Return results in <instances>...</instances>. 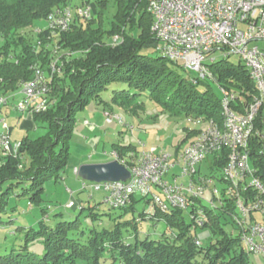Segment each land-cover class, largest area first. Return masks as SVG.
Returning <instances> with one entry per match:
<instances>
[{
	"label": "trees",
	"instance_id": "16d2710c",
	"mask_svg": "<svg viewBox=\"0 0 264 264\" xmlns=\"http://www.w3.org/2000/svg\"><path fill=\"white\" fill-rule=\"evenodd\" d=\"M72 1H0V78L4 80L0 90L6 94L17 92L20 83L34 77L35 66L49 69L54 44L64 50L62 71L51 84L50 106L33 113L36 122L47 125V132L35 139L24 137L16 155L0 154V222L10 196L27 197L32 204L40 205L45 183L61 178L70 156L69 140L76 126V112L85 109L92 99L101 102L105 111L120 106L133 114L143 110L145 100L151 99L171 113L222 123L221 95L214 91V85L238 92L240 107L258 94L241 60L234 63L228 58L219 59L211 65L216 82L194 83L171 66L177 62L151 55L148 50L156 47L158 41L151 31L153 17L146 0H82L94 8L89 20L77 18L57 36H52L48 27L38 32L35 39L25 35L23 31L36 20L47 18L55 7ZM115 35H120L121 40L112 43ZM68 52L77 54L68 58ZM105 91L111 95L109 100L103 97ZM263 108L256 118L259 129H263ZM199 130L187 129L184 134L188 139ZM262 143L253 137L250 154L259 168L258 175L264 178ZM114 151L120 160L130 153L137 155L140 149L131 144L116 145ZM142 200L152 201L151 211L143 210L133 220H117L111 229H91L84 239L75 232L79 217L55 224L42 218L37 228L22 227L26 230L24 239L16 240L9 251L0 254V264H253L240 236L226 231L224 219L231 217L228 211L206 208L208 221L199 228L191 211L157 205L148 195L136 198L133 194L129 205L110 206L125 214L135 212ZM89 216L93 220L99 218L91 208ZM148 218L163 221L170 232L158 239H139V225ZM129 229L134 241L124 237V230ZM196 238L202 239L201 245ZM204 238L208 239L207 244ZM35 241L40 242V251L30 248Z\"/></svg>",
	"mask_w": 264,
	"mask_h": 264
},
{
	"label": "built area",
	"instance_id": "2783aa9c",
	"mask_svg": "<svg viewBox=\"0 0 264 264\" xmlns=\"http://www.w3.org/2000/svg\"><path fill=\"white\" fill-rule=\"evenodd\" d=\"M153 17L151 31L158 41L161 55L193 72L192 81L216 82L211 65L219 59L237 55L245 64L258 94L248 104L239 102V93L219 86L224 119L222 123L197 118L203 123L197 136L178 153L151 146L143 149L130 161L111 155L131 171L126 181L93 182L83 180L82 189L106 192L105 202L113 207L127 206L132 195L152 194L153 202L167 207L191 211L199 228L208 221L205 209L228 211L240 239L248 253L264 258V178L258 175L250 154V141L257 137L263 142L264 131L256 125L259 111L264 107V55L257 44L264 40V0H146ZM75 7V8H74ZM72 4L55 7L48 15V28L52 36L67 31L77 19H89L94 14L91 5ZM42 29L39 30L41 32ZM121 40L115 35L112 43ZM49 69L35 66L31 80L20 83L18 93L22 99L15 105L19 111L42 112L51 103L50 92L54 76L61 73L62 48L52 47ZM77 53L68 52L69 58ZM223 57V58H222ZM4 82L0 78V85ZM16 92V93H17ZM8 98L0 97V111ZM243 109V110H242ZM106 122L121 117L104 112ZM0 132V154L14 155L21 141L11 142L10 126L5 119ZM260 153L264 157V142ZM225 160L221 167L219 164ZM205 162L207 171L201 165ZM220 169V170H219ZM79 167L74 168L78 175ZM217 183L223 184L219 190ZM210 193L209 201L206 200ZM92 196V194H91ZM230 204V205H229ZM67 207H80L74 200ZM198 245L201 238H196Z\"/></svg>",
	"mask_w": 264,
	"mask_h": 264
},
{
	"label": "rangeland",
	"instance_id": "374dc122",
	"mask_svg": "<svg viewBox=\"0 0 264 264\" xmlns=\"http://www.w3.org/2000/svg\"><path fill=\"white\" fill-rule=\"evenodd\" d=\"M0 1L6 4L12 2V0ZM81 3L82 0L72 1L73 7L80 5L92 6L89 3ZM109 12L112 14L113 10ZM89 19L84 20L87 21ZM47 27V18L43 17L36 20L33 26L26 28L23 32L28 37L35 39L39 30ZM113 38L114 36L111 42ZM157 47L158 45L149 48L148 52L153 56H161ZM228 59L234 63L240 61V57L237 55H232ZM171 66L188 80L192 79L194 73L185 69L182 61L174 64L171 63ZM213 87L214 91L218 95H221L218 86L214 85ZM1 96L8 98V103L1 108L0 119H5L9 126L14 127L15 131L11 136L12 143L21 141L26 136L35 139L47 132V125L42 122H36L34 114L31 111L22 112L15 108V105L22 99L21 93L17 92L13 94L12 92L6 94L1 89ZM103 97L109 100L111 95L105 91ZM103 106L98 100L92 99L85 109L76 112L77 122L69 140L70 156L68 163L59 180H49L45 183L44 200L40 205L32 204L29 198L18 197L16 194L9 197L6 211L2 214V222H0V254L9 251L14 242H17L16 240H23L26 231L25 227L34 225L37 228L38 222L42 218L48 224H55L59 221H72L79 217V227L75 232L81 235V239H84L88 236L91 229L97 231H101L104 228L111 229L115 226L117 220H133L139 217L141 211H151L152 204L150 203L152 201L148 203L146 200H142L136 205L135 212L121 214L122 210L114 209L105 202L106 192L101 190L91 193V189L89 188L82 189L83 179L74 173V165H78L79 167L83 163L113 160L115 157L111 155V152L114 151L116 145L131 144L140 150H147L151 146H156L172 154H176L198 134H191L187 139L184 131L187 129L196 131L203 126V123L197 122L198 119L196 117L171 113L151 99H146L143 110L137 111L136 114L120 106H115L114 109H111V113L121 117L122 122L118 118H115L112 123L106 122ZM86 119L91 122V125L85 122ZM2 126L3 124L0 121V127L2 128ZM132 156L133 153H130L123 159L130 161ZM201 168L204 172L207 171L205 162L201 165ZM216 186L219 190L223 188V184L221 183H217ZM135 196L136 198H140L142 193L137 191ZM148 197L152 198V194H149ZM209 198L210 193H207L206 200L209 201ZM70 200H74L84 209L80 211L79 209L82 207H79V209L76 207L68 208L67 203ZM168 207L172 209L171 205ZM90 208L99 215L98 219L93 220L89 216ZM186 219L189 221L190 218L187 216ZM232 220V217L229 216L227 219H224L227 222L226 231L228 234L238 236L240 229L236 227ZM22 227L25 229L22 230ZM139 228V239H143L146 236L158 239L163 233L170 232L166 223L163 221L157 222L150 218L142 220ZM82 232H85V234H81ZM132 234V230H124V237L127 241H134ZM203 240L205 244L208 243L207 238ZM240 242L247 249L245 242L243 240H240ZM204 243L203 245H205ZM30 248L40 251V242H33ZM245 251L248 252L247 250ZM249 257L253 264H264L260 254L249 253Z\"/></svg>",
	"mask_w": 264,
	"mask_h": 264
},
{
	"label": "water",
	"instance_id": "95a60500",
	"mask_svg": "<svg viewBox=\"0 0 264 264\" xmlns=\"http://www.w3.org/2000/svg\"><path fill=\"white\" fill-rule=\"evenodd\" d=\"M78 176L93 182L126 181L131 171L117 159L83 163L79 166Z\"/></svg>",
	"mask_w": 264,
	"mask_h": 264
},
{
	"label": "crops",
	"instance_id": "0c3cea01",
	"mask_svg": "<svg viewBox=\"0 0 264 264\" xmlns=\"http://www.w3.org/2000/svg\"><path fill=\"white\" fill-rule=\"evenodd\" d=\"M257 44L259 45V47L262 49V50H264V40H262V41H258L257 42ZM261 60H262V62L264 63V55L261 57ZM16 93V92H15ZM15 93H13V94H15ZM262 117H263V131H264V108H263V110H262ZM19 122V121H18ZM85 122L87 123V124H90L91 125V122L90 121H88L87 119L85 120ZM93 125V124H92ZM3 129L0 127V132L2 131ZM10 138H11V136L13 135V133H14V127L13 126H11L10 125ZM263 142H264V139H263ZM76 166H78V165H74V167H73V169L76 167ZM75 173V172H74ZM262 257V256H261ZM262 259H263V261H264V258L262 257Z\"/></svg>",
	"mask_w": 264,
	"mask_h": 264
}]
</instances>
